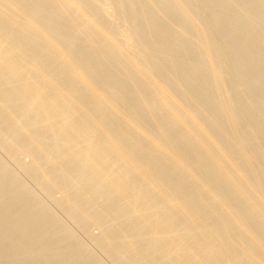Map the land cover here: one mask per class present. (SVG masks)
Segmentation results:
<instances>
[{
    "label": "bare ground",
    "instance_id": "obj_1",
    "mask_svg": "<svg viewBox=\"0 0 264 264\" xmlns=\"http://www.w3.org/2000/svg\"><path fill=\"white\" fill-rule=\"evenodd\" d=\"M104 6L112 10L111 18H106ZM2 20L8 22V28L0 32V61L6 49L15 44L18 33H24L28 43L42 56L41 60L31 63L25 55L19 65L21 74L27 75L30 86L37 89L38 97H33L30 104L40 107L39 100L43 96L53 100L46 99L49 100L47 114L31 112L32 117L28 116L35 127L48 128V135L57 134L53 140L46 135L44 139L38 136L39 141L56 146L74 139L75 143L54 151L71 154L70 162L78 170L89 169V184L96 193L104 190L102 194L106 195L107 202L118 195L132 196L109 217H104L102 211L99 215L96 206L90 207L93 221L97 218L102 231L98 240L100 246L108 247L113 253L111 256L128 257L131 264H174L180 254L183 258L177 259V264H264V0H0ZM66 21L67 26L62 28ZM217 36L228 40L225 51L220 50ZM92 52L97 54L91 57ZM232 58L235 61L229 65L230 70L238 74V80L241 77L239 90L236 88L239 95L234 99L225 89L233 79L229 74L235 75L228 72L227 62ZM245 62L257 68L250 77L245 76ZM48 66L57 67L56 75L45 73ZM5 69L0 74V131L8 135L12 144L22 141L28 118H21L9 109L10 100L24 94L15 89L19 81L16 68ZM62 73L79 82L80 95L85 93L99 108L104 106V111L95 118L88 116V112L84 119H75V112L81 110L85 96L64 95L62 100L56 101L54 97L59 90L52 79ZM253 91H258L255 98L251 95ZM250 95L252 98L247 99ZM252 113H258L261 118L251 120ZM240 119L253 125L255 131H247L246 136L237 132L235 126ZM99 120L108 124L118 120L122 129H131L130 150H124L119 142L106 135L107 139L102 137L96 143L93 140L94 144L82 154L87 147H82L84 140L100 129ZM75 121L84 125L81 134L72 131ZM7 123L11 124L9 129L5 128ZM176 132L180 135H175ZM29 141L34 149L26 148L37 150L34 141ZM255 141L260 144L251 148ZM8 146L10 151L11 146L9 149ZM138 150L145 152L144 155L132 158ZM38 151L39 160L33 165L36 172L44 176L49 186L64 190L63 198L73 205V212H80L82 207L84 210L90 203L89 194L76 190L74 178L61 182L65 168L55 166V154ZM155 154L162 156L163 161L150 164L149 157ZM168 166L177 172L167 171ZM1 177V234L5 227L14 235L10 239L16 236L15 243L18 239L19 242L11 254L0 250V264H27L30 258L26 253L31 247L38 248L44 256L42 260L66 249L70 239L42 213L41 225L31 230V221L26 216L32 214L33 218L34 212L29 214L31 209L27 206L22 208L14 203L22 191L19 193L13 182L7 183L8 180ZM183 177L187 178V183L183 182L186 179ZM170 183L175 185L168 189ZM152 196L158 198L152 201ZM236 198L243 199V204L233 203ZM210 203L209 209L215 213L213 223L196 230L194 209L208 207ZM134 208L140 209L138 214L122 223L128 217L125 213ZM109 219L121 221L118 231L111 228ZM8 220H12L11 223ZM127 233L131 234L129 241L123 239ZM3 234L0 242L8 241L9 237ZM113 238L114 244L120 247H113ZM79 251L69 250L65 260L57 262L59 256L56 264H93L87 256L79 260ZM30 257L31 264H42L38 260L41 256Z\"/></svg>",
    "mask_w": 264,
    "mask_h": 264
},
{
    "label": "rangeland",
    "instance_id": "obj_2",
    "mask_svg": "<svg viewBox=\"0 0 264 264\" xmlns=\"http://www.w3.org/2000/svg\"><path fill=\"white\" fill-rule=\"evenodd\" d=\"M106 6H104V10L103 11H105L106 10V18H109L111 15H112V10L109 8V7H106ZM108 8V9H107ZM107 11H109V13L107 12ZM208 11H211V8H208ZM109 16V17H108ZM232 17V14H229V17ZM111 18V17H110ZM20 21V20H19ZM19 21L17 22L18 24H19ZM1 22H3V23H1ZM68 21H66L65 23H63L62 24V28L63 27H65V26H67V23ZM6 23H8V22H6V20H2V21H0V32L2 31V32H5L6 30H7V28H8V24H6ZM21 23V22H20ZM65 24V25H64ZM1 26H3V27H1ZM7 27V28H6ZM20 35V36H19ZM16 37H17V35H15ZM20 38V39H19ZM21 38H23V39H21ZM217 39H216V41L218 40L219 41V48H220V50L221 51H223L224 49H226L225 47H228V45H229V42H228V40H224V39H221V38H218V36L216 37ZM19 39V40H18ZM27 40L26 39V37H25V35H24V33H18V37L17 38H15V44L14 45H12L11 46V48L10 47H8L6 50H7V52L5 51V53L3 54V58H2V61H0V74L2 73V72H4V69H5V67H7L5 70H8V71H13L15 68V72H16V74H17V79L19 80V81H17V83H16V85H15V89L17 90V89H19L18 91L20 92H23V93H21V94H24V95H20V96H17V97H14V98H16V100L14 99V98H12V100H10V103H9V109L12 111V112H14L15 114H17V116L18 115H20L19 117H21V118H28V119H24L25 120V125H26V129L27 130H25V132L28 134H26L25 133V136L22 138V141H23V139H24V142H19V143H12V144H10V141H9V137H8V135L6 134H4L3 133V131H0V174H2L0 177L1 178H3V179H6V180H8V181H6L7 183H11V182H13L14 184L13 185H16L15 187L17 188V191L19 192V190H20V195H17V197H16V200H15V202L14 203H16L19 207H26V208H28V209H31V210H29L28 211V213L29 214H31V213H33V216L35 217H38V218H35V220H34V217L33 218H31L30 216L32 215H28V213H25V215H28V216H26V217H28L27 219H29L31 222V224L32 225H30V223H28V225H30V228H31V230H36V228L38 229V227L41 225L40 223L41 222H39L41 219H39V216L41 215V213H42V215H44L45 217H47V218H49V219H51V221L53 222L54 221V223L53 224H56V226L57 227H59V228H61V229H63L62 231L64 232V234H65V237L66 238H68V239H70V242H68V246L66 247V249H64L62 252H60L58 255H55V256H48V257H46L45 259H43L42 260V257L44 258V256H42V255H40V252H39V250H38V248H35V247H31V248H29V249H27L28 250V252L26 253L27 254V257H28V255H29V261L27 262V264H31L32 263V258L30 257V256H32V257H34V259H35V257H37L38 255L39 256H41L38 260L40 261V263H42V264H44V263H46V264H51V263H53V264H56V261H57V259L59 258V256H60V258L61 257H63V258H59L58 259V261L57 262H59V261H64L65 260V256H67L66 254H68L69 253V250L71 251V250H80L79 252V257H78V259L80 260V259H82V256H84V257H86L87 256V258H89V260L91 261V263H93V264H131V261H130V259L127 257V258H124V259H119V257H117V256H115V255H112L111 256V254H113V253H111V251H110V249L108 250L107 248H105L106 246H100L101 244H99V241L98 240H100V237H101V233H102V231H101V228L100 227H98V222H97V218H95V222L93 221L94 220V217H93V212H92V208H90V207H92L93 205L94 206H96V208L98 209V213H99V215H100V213H101V211H102V213H104V217H109L110 216V214L113 212V210L114 209H117V208H119V207H121L125 202H123V201H127V200H130V198L132 197V196H130L131 194H128V195H126V196H121V195H118L117 197H114V199H111L109 202H107L106 201V195H103L102 193H104L103 191L102 192H97L96 193V190H93L94 188H93V185L90 183L89 184V182H90V178L91 177H87V176H89V175H87V174H89L88 172L90 171L89 169H86V171H84V170H78L77 168H75L72 164H71V157H72V155L71 154H67L66 153V155H65V153H58V152H56V150L54 151V149H56L57 147H63L64 145H70V144H72V143H75L74 142V139H71V138H69V139H71L72 141H71V143H70V140H66L64 143L65 144H63V143H60L59 145H53V144H51V143H49V142H47L46 143V141H39V139H40V137H42L43 136V138H41V139H44V136L46 135V137H49V138H51L52 140L54 139V138H56V132L54 133V132H51V135H48V133H50L48 130V128H38V127H35L34 126V124L32 123V118H29L28 116H30V117H32V113H34L33 115H37L38 113V115H45V114H47V103L49 102V100L50 101H53L50 97H47V96H43V97H41L40 98V100L42 99V101H40L39 100V102H40V104H42V105H40V107H39V105H38V107H33L31 104H30V102L32 101V100H34L35 98H37L38 96L35 94V93H37V89L36 88H34V86H30V84H29V81L30 80H28V76L26 75H24V74H21L22 72H21V70L19 69V65H20V63H22V61H24V56L25 55H27L28 56V60L29 61H31V63L34 61V62H36V60L38 61V60H41V58H42V56H41V54H38L39 52V50L37 49V48H34L31 44H29L30 42L27 40V41H25V40ZM17 40V41H16ZM22 40V41H21ZM225 41V42H224ZM29 42V43H28ZM228 42V43H227ZM17 43V44H16ZM24 43H25V45H24ZM221 43V44H220ZM227 46H226V45ZM30 45V47L31 48H29L28 46ZM12 47L14 48V50H16V52L12 49ZM26 47V48H25ZM32 47L34 48L33 50H32ZM18 48V49H17ZM13 50V51H12ZM32 50V51H31ZM38 50V51H37ZM11 51V52H10ZM29 51H31L30 53H29ZM225 51V50H224ZM33 52V53H32ZM12 53V54H11ZM17 53H18V55H17ZM94 53V54H93ZM7 54V55H6ZM13 54H14V56H13ZM97 54V52H92V53H90V56L91 57H94L95 55ZM11 55V56H10ZM34 55V56H33ZM39 55V56H38ZM8 56V57H7ZM18 56V57H17ZM40 56H41V58H40ZM5 57H7V60L9 61V62H7V60H5L6 58ZM10 57H11V59H10ZM20 57V58H19ZM16 58H19V59H16ZM40 58V59H39ZM14 59H16V60H14ZM23 59V60H22ZM233 60H231V61H228L227 63H228V72L229 73H233L231 70H230V67L232 66V62H234L235 61V58H232ZM1 60V59H0ZM10 60H12V61H10ZM6 61V62H5ZM19 61V62H18ZM11 62V63H10ZM18 62V63H17ZM5 63H7V64H4ZM18 65H17V64ZM243 63V62H242ZM245 64V66H246V69H247V72H245V73H247L245 76H247V77H250L251 76V74H253V73H255L256 71H257V68L253 65V64H251L250 65V63L249 62H245L244 63ZM2 65V66H1ZM8 65V66H7ZM229 65H231L230 67H229ZM4 67V68H3ZM50 70H49V69ZM56 69H57V67H50V66H48L46 69H45V73L48 75H52L53 74V72H54V74L56 75ZM3 70V71H2ZM18 70V71H17ZM53 70V71H52ZM51 71V72H50ZM228 73V74H229ZM235 73V72H234ZM233 73V74H234ZM251 73V74H250ZM24 75V76H23ZM230 76H229V78L231 77V78H233L232 79V81L231 80H229L228 81V84L226 85V92L228 93V95H229V97L230 98H233L234 99V97H236V95L238 96L239 94L238 93H236L237 92V90H239V87H240V85H241V77H239V80L237 79L238 78V74L237 73H235V75H237V76H233L232 77V74H229ZM237 77V78H236ZM244 77V76H243ZM20 78V79H19ZM57 78V79H56ZM56 78H54V79H52V83H53V85L54 86H56L57 88H58V90H59V94L57 95V97H54L55 99H56V101H58V99L59 100H62V98L63 97H65L66 95H72L71 97H76V95H80V93L82 92V88L81 89H79V87H81V85H80V83L79 82H76V80H74V79H72L71 77H69V76H67V73H62V74H59V76H57ZM67 78V79H66ZM236 78V79H235ZM244 78H246V77H244ZM24 79H26V80H24ZM67 81H66V80ZM72 79V80H71ZM55 81V82H54ZM63 81V82H62ZM235 81V82H234ZM237 81H238V85L236 84L237 83ZM18 82H19V84H18ZM21 82H23V83H21ZM26 82V83H25ZM73 82V83H72ZM59 84V85H58ZM63 84V85H62ZM75 84V85H74ZM24 85V86H23ZM58 85V86H57ZM62 85V86H61ZM229 85H231V87L229 88ZM236 85V86H235ZM21 86V87H20ZM60 86V87H59ZM71 86H73V87H71ZM79 86V87H78ZM31 87L32 88H34V89H31ZM71 87V88H70ZM62 88V89H61ZM72 88H73V91H70V90H72ZM76 90H75V89ZM236 88H237V90H236ZM21 89V90H20ZM25 89V90H24ZM76 91V93H75V91ZM81 92H80V91ZM26 91H28V92H26ZM7 91H5L4 92V95H7ZM31 95H30V94ZM70 93H72V94H70ZM84 93V92H83ZM256 93V94H255ZM30 96H29V95ZM82 94V93H81ZM257 94H258V91L256 92V91H253L252 93H251V95H252V97L253 98H255L256 96H257ZM65 95V96H64ZM251 95H250V97L248 98V97H246L247 99H250V98H252L251 97ZM37 96V97H36ZM80 96H85V97H83V102L85 101V103H84V105L82 106V108H81V110H77L76 112H75V114H76V116H75V119H77L78 117L79 118H83L84 119V117H86L85 115H87L88 114V112H89V114H88V116H91V117H93V118H95V117H97L98 116V114L99 113H101L102 111H104V106H102V105H100V108H99V105H96L95 103H93V101H91L92 99H91V97H88V95H86L85 93L83 94V95H80ZM23 98V100H22V98ZM33 97H34V99H33ZM59 97V98H58ZM25 98V99H24ZM53 98V97H52ZM53 98V99H54ZM85 98V99H84ZM91 100H90V99ZM19 99H20V101H19ZM46 99H49L48 101H46ZM151 99V98H150ZM152 99H153V97H152ZM26 100V101H25ZM18 101V102H17ZM21 101H22V103H21ZM46 101V102H45ZM89 101V102H88ZM13 102H15L14 104H13ZM12 103V104H11ZM20 103V104H19ZM92 103V104H91ZM25 104V105H24ZM20 105V106H19ZM22 105H24V106H22ZM32 106V107H31ZM94 106V107H93ZM11 107V108H10ZM32 109H30V108ZM83 107H84V109H83ZM89 107V108H88ZM33 108H34V110H33ZM85 108H86V111L84 112V110H85ZM229 108L230 109H233V105H230L229 106ZM30 109V110H29ZM42 109H44V110H41ZM91 109V110H90ZM96 109V110H95ZM29 110V111H28ZM39 110V111H38ZM46 110V111H45ZM93 110V111H92ZM34 111V112H33ZM40 111L42 112V113H40ZM45 111V112H44ZM98 111V112H97ZM238 111V110H237ZM23 112V113H22ZM30 112V113H29ZM32 112V113H31ZM240 112V110L238 111V113ZM25 113H27V114H25ZM96 114V115H95ZM257 114V115H256ZM83 115V116H82ZM93 115V116H92ZM25 116H27V117H25ZM53 116V115H52ZM54 119H56L57 117L55 116V114H54ZM52 117V118H53ZM77 117V118H76ZM258 117V118H257ZM51 118V122H54V121H52V120H54V119H52ZM260 119L261 118V116H259L258 115V113H252L251 114V116H250V119L251 120H255V119ZM249 119V118H248ZM27 120H30V122H28ZM26 122H27V124H26ZM77 122V123H76ZM99 122H100V129H99V131L95 134L96 135V137H94V136H92V137H90V139H92L91 141H90V139H85L84 140V142H83V144H82V147L84 148V146H87L86 148H84L85 150L83 151L82 150V154H83V152L84 153H86V151L91 147L90 145H92V143H93V140L95 141V143L96 142H98V141H100L101 139L100 138H102V139H107V137H108V139L110 138V139H113V140H116L117 142H119V146L121 147V148H123L124 150H130V148L132 147V145H131V142H130V139L129 138H131V135H132V133L130 134V131L132 132V130L131 129H127L126 131L124 130V129H122L121 128V126H122V123L120 122V121H113V123H111V124H108L106 121L104 122V123H102L103 122V120H99ZM31 123V124H30ZM219 123V122H218ZM8 125H5V128L6 129H9L10 128V126H11V124H9V123H7ZM51 124V123H50ZM53 124V123H52ZM51 124V125H52ZM79 124H81L79 121H75V123L73 122L72 123V131H73V133H78L79 134V132H80V134L84 131V125L82 124V125H79ZM220 124V123H219ZM244 124V125H243ZM10 125V126H9ZM74 125H76V127L74 126ZM80 128V129H77L78 127ZM103 126V127H102ZM7 127H9V128H7ZM27 127H30V131L28 130V128ZM108 127V128H107ZM118 129H117V128ZM75 128V129H74ZM84 128V129H83ZM38 129V130H37ZM40 129V130H39ZM42 129V130H41ZM106 129H108L107 131H106ZM254 129V130H253ZM0 130H2V128L0 127ZM74 130H75V132H74ZM103 130V131H102ZM122 130V131H121ZM235 130L237 131V132H240L242 135L244 134L245 136H246V134L248 133L247 131H255V128H254V126L253 125H248V123H247V121L245 120V119H240L239 121H238V123L236 124V126H235ZM242 130V131H241ZM244 130V131H243ZM45 131V132H44ZM70 131H71V128H70ZM246 131V132H245ZM46 133V134H45ZM70 133H72V132H70ZM52 134H54V135H52ZM110 134V135H109ZM115 134V135H114ZM129 134V135H128ZM106 135H107V137H106ZM175 135H180V132H176L175 133ZM38 136H40V137H38ZM50 136H53V137H50ZM99 136H101V137H99ZM114 136H116V137H114ZM130 136V137H129ZM6 137V138H5ZM34 138V139H33ZM94 138V139H93ZM99 138V139H98ZM116 138V139H115ZM125 138V139H124ZM95 139H98V140H95ZM25 140L28 142V146H26L27 145V142H25ZM29 140H33L34 141V143H35V147L37 148V150L35 149V150H32V151H30V150H28V148L29 149H34V147H33V145H32V143L29 141ZM38 140V141H37ZM120 140V141H119ZM6 141H8V142H6ZM37 141V142H36ZM90 143H88V142ZM29 142H30V144H29ZM5 143V144H4ZM9 143V144H8ZM26 143V144H25ZM9 145L8 146V149H9V147H10V151L9 150H7V146H4V145ZM16 144H18L17 145V147H15L16 146ZM41 144V145H40ZM44 144H46V145H44ZM49 144V145H48ZM94 144V143H93ZM260 144V141H255V142H252L251 143V148H255V147H258V145ZM13 145H15V146H13ZM25 145V146H24ZM19 146V147H18ZM46 146H48V147H46ZM54 146V147H53ZM90 146V147H89ZM126 146V147H125ZM26 147H28V148H26ZM31 147V148H30ZM53 147V148H52ZM25 148V149H24ZM43 148V149H42ZM47 148V149H46ZM52 148V149H51ZM82 148V149H83ZM224 148V147H223ZM12 149V150H11ZM53 150V152L51 151V150ZM23 150V151H22ZM38 150H40V153H44L45 151H46V153L47 154H49L50 155V153H52V155L53 154H55L54 155V157L56 158L55 160H57L56 162H55V166L57 167L58 166V168H60V169H64V173H63V179L61 180V182L62 181H66V180H68V178L70 179V178H74V179H76L77 180V185H76V190H78V191H80L79 189H81V191H83V192H86V193H88L89 194V199H90V197H91V199H93V200H89V204H88V206H86V208L83 210V207H82V209H81V211L79 212H77V211H74L73 212V210H74V208H72V204H70V202L69 201H66V200H64V196H65V192H64V190H62L60 187H57V186H49L48 184H46V182L43 180V178H44V176L42 175H40V174H38L36 171H37V169L36 168H34L33 167V165H34V162L38 159V155H39V151ZM143 150V149H142ZM142 150H138V151H136V152H134V154H133V156H131L132 158H136V157H139L140 155L142 156V155H144V153H142L143 151ZM33 151H35V152H33ZM145 151V150H144ZM6 152V153H5ZM13 152V153H12ZM48 152H50V153H48ZM56 153H57V155H56ZM137 154V155H136ZM60 155V156H59ZM69 155H70V157H69ZM159 155V154H158ZM156 156V154H155V156L153 155V156H151V157H149V162H150V164H154V163H161L162 161H163V157L161 156L160 157V155L159 156ZM8 156V157H7ZM33 156V157H32ZM35 156V157H34ZM66 158V159H65ZM153 158V159H152ZM7 159V160H6ZM162 160V161H159V160ZM39 160V159H38ZM64 161V162H63ZM69 161V162H68ZM153 161H154V163H153ZM59 162V163H58ZM68 163V164H67ZM60 164V165H59ZM66 165V166H65ZM30 166V167H29ZM62 166V167H61ZM72 166V167H71ZM67 167V168H66ZM74 167V168H73ZM27 168H29V169H27ZM32 170H31V169ZM34 168V169H33ZM168 168V170L167 171H169V172H171V173H176L177 172V170H175L174 168H172V167H170L169 168V166L167 167ZM172 169H174V171H172ZM176 171V172H175ZM34 172V173H33ZM76 172V173H75ZM81 172V173H80ZM83 172H84V174H83ZM74 173V174H73ZM179 173V172H178ZM31 174V175H30ZM86 174V175H85ZM68 175H69V177H68ZM72 175V176H71ZM84 175V176H83ZM40 176V177H39ZM6 177V178H5ZM16 177V178H15ZM43 177V178H42ZM81 177V178H80ZM86 177V178H85ZM65 178V179H64ZM78 178V179H77ZM82 179V180H80V179ZM84 178V179H83ZM183 178H186V177H183ZM81 182H80V181ZM186 180V181H185ZM183 179V182L185 183H187L188 182V180H187V178L186 179ZM40 183H42V184H40ZM79 183H81V184H79ZM12 184V183H11ZM140 184V183H139ZM12 185V186H13ZM91 185V186H90ZM109 185H113V184H109ZM108 185V187L110 188L111 186H109ZM143 185H145L146 186V184H143ZM174 185L175 184H172V183H170V184H168L167 185V188L168 189H170L171 188V186H173L174 187ZM47 186V187H46ZM79 186V187H78ZM82 188H81V187ZM142 186V185H141ZM88 187V188H87ZM56 188H59V191H58V189H56ZM84 188H86V189H84ZM12 189H14L13 187H12ZM47 189V190H46ZM50 189V190H49ZM61 190V191H60ZM87 190V191H86ZM16 190H14V193L15 194H17L18 192H17ZM92 191H93V193H92ZM12 192V191H11ZM95 192V193H94ZM14 193H12V194H14ZM18 193V194H19ZM23 193H26L25 195H23ZM32 193V194H31ZM22 194V195H21ZM105 194V193H104ZM28 195V196H27ZM102 195V196H101ZM196 195V193H193V196H195ZM130 196V198H128ZM156 197V198H155ZM19 198V199H18ZM124 198V199H123ZM153 198V199H152ZM158 197L157 196H152L151 197V200L153 201V200H156ZM118 199H120V200H118ZM150 200V201H151ZM237 198L234 200V202L233 203H235V204H238V205H240V204H243V199H241V200H237ZM19 201V202H18ZM61 201H63V202H61ZM95 201V202H94ZM151 201V202H152ZM236 201V202H235ZM241 201V202H240ZM23 202H25V203H23ZM32 202V203H31ZM67 202V203H66ZM69 202V203H68ZM118 204H117V203ZM121 202V203H120ZM150 202V203H151ZM240 202V203H239ZM31 203V204H30ZM35 203V204H34ZM63 203V204H62ZM93 203V204H92ZM105 203V204H104ZM112 203V204H111ZM115 203H116V205H115ZM123 203V204H122ZM21 204V205H20ZM110 204V205H109ZM29 206V207H28ZM109 206H110V208H109ZM119 206V207H118ZM207 206V205H206ZM53 207V208H52ZM85 207V206H84ZM102 209H101V208ZM106 207V208H105ZM211 207V203L210 204H208V207H204V206H202V207H196V209H194V214L197 216V219H196V222H195V224H194V228H196V230H198V229H204L207 225H209V224H211V223H213L212 222V220H213V217L212 216H214L215 215V213H214V210H213V212L211 213V209H209ZM32 208H34V209H32ZM100 209V210H99ZM201 209V210H200ZM39 211V212H37V211ZM108 210V211H107ZM139 208H134V209H132V210H130V211H128L127 213H125V214H127V216L128 217H125V214H123V216L122 217H125L124 218V221H122V223H126L127 221H128V219H129V217H131L132 215H136V214H138V212H139ZM206 210V213L204 212ZM229 210V209H228ZM227 209H225V211H228ZM32 211V212H31ZM85 212V213H83V212ZM88 211H89V213H88ZM137 213H136V212ZM77 212V213H76ZM91 212H92V215H91ZM105 212H106V214H105ZM210 212V213H209ZM223 212H224V210H223ZM37 214V215H34V214ZM40 213V214H39ZM89 215H88V214ZM101 213V214H102ZM131 213V214H130ZM200 213V214H199ZM226 213V212H225ZM82 215V217H81V215ZM86 214V215H85ZM71 215V216H70ZM83 215H84V217H83ZM204 215V216H203ZM225 214H223V216H224ZM92 216V217H91ZM102 216V215H101ZM199 216V217H198ZM25 217V216H24ZM25 217V218H26ZM43 217V216H42ZM89 217L90 218H92V220L91 219H89ZM205 217V218H204ZM24 218V219H25ZM31 218V219H30ZM126 218H128V219H126ZM37 219H39V220H37ZM203 219H204V221H203ZM29 220H27L28 222H29ZM33 220V221H32ZM56 220V221H55ZM121 220H122V218H121ZM211 220V221H210ZM8 221H10V222H8ZM7 222L8 223H11V221L12 220H8ZM25 221V220H24ZM59 221V222H58ZM120 220H114V219H109V223H110V225L112 226L111 228L115 231H118L120 228V224H121V221L119 222ZM126 221V222H125ZM203 221V222H202ZM209 222V223H208ZM119 223V224H118ZM198 223V224H197ZM205 223V224H204ZM34 224V225H33ZM40 224V225H39ZM203 224V225H202ZM65 225V226H64ZM201 225V226H200ZM204 225H206L205 227H204ZM33 226V227H32ZM114 226V227H113ZM65 227V228H64ZM200 227V228H199ZM33 228V229H32ZM115 228V229H114ZM193 228V229H194ZM2 229H4V231H2V234H3V232H4V234H3V236L5 235H7L8 237H9V240L8 241H5V239L3 240V241H1L0 242V250L3 252L4 251V254H11L12 252H14L15 251V249H16V246H17V243L19 242V239H18V242L17 243H15V241H17V237L15 236L14 238H11L10 239V237L12 236H14V235H11L9 232H8V230L4 227V228H2ZM6 229V230H5ZM65 229V230H64ZM234 230V229H233ZM236 230V231H235ZM234 231H235V233L237 232V229H235ZM6 231H7V233H6ZM100 232V233H99ZM6 233V234H5ZM8 233H9V235H8ZM68 233V234H67ZM231 233H233V232H231ZM2 234H1V230H0V235L2 236ZM98 238V239H97ZM123 239L126 241V239H127V241H129L130 239H131V234H129V233H127L125 236H123ZM112 243L114 244V238L112 239ZM99 245H98V244ZM2 244L4 245V246H2ZM71 245V248L72 249H70V245ZM220 245H222V244H220ZM2 246V247H1ZM23 246V245H22ZM25 246V245H24ZM50 246H51V244H50ZM114 246H118V247H120L118 244H114L113 245V247ZM12 247H13V251H12ZM103 247V248H102ZM34 248V249H33ZM21 249H23L22 247H21ZM32 249V250H31ZM65 250H67V251H65ZM83 251V252H82ZM106 251V252H105ZM108 251V252H107ZM1 252V253H2ZM30 252H32V253H30ZM37 252V254H33V253H36ZM33 254V255H32ZM64 254V255H63ZM132 254H134V251H132ZM36 255V256H35ZM61 255H63V256H61ZM113 256H115V257H117V259H119V260H121V262L119 261V260H116V258L114 257L113 258ZM54 257V258H53ZM83 257V258H84ZM180 258V260H182V255L180 254V255H178V258H176V262L174 263V264H177V263H179V260H177V259H179ZM45 260H47V261H45ZM48 260H49V262H48ZM56 260V261H55ZM100 260V261H99ZM45 261V262H44ZM52 261V262H51ZM126 261V262H125ZM119 262V263H118Z\"/></svg>",
    "mask_w": 264,
    "mask_h": 264
}]
</instances>
